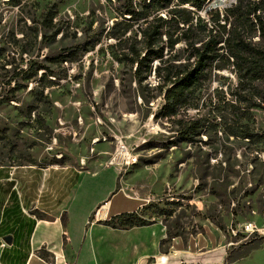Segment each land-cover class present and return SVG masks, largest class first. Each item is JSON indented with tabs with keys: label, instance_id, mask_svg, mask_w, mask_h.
Returning <instances> with one entry per match:
<instances>
[{
	"label": "rangeland",
	"instance_id": "obj_1",
	"mask_svg": "<svg viewBox=\"0 0 264 264\" xmlns=\"http://www.w3.org/2000/svg\"><path fill=\"white\" fill-rule=\"evenodd\" d=\"M213 1L198 12L137 1L131 17L122 0H0V165L115 166L118 187L146 204L136 213L169 239L220 238L221 264H264V142L240 135L250 101L223 43L184 103L172 110L165 99L170 80L222 36L206 12ZM219 2L223 13L230 5ZM83 44L93 48L77 61L59 60ZM251 112L261 132L264 109ZM135 204L113 197V208Z\"/></svg>",
	"mask_w": 264,
	"mask_h": 264
},
{
	"label": "crops",
	"instance_id": "obj_2",
	"mask_svg": "<svg viewBox=\"0 0 264 264\" xmlns=\"http://www.w3.org/2000/svg\"><path fill=\"white\" fill-rule=\"evenodd\" d=\"M70 167L35 170L33 165H0V264L228 262V246L220 238L215 243L207 239L203 245L200 236L169 239L158 223L131 228L107 225L113 217L141 210L146 205L143 198L118 187L120 170L115 166L97 171ZM120 193L136 204L113 208V197ZM150 227L157 229L155 235L140 233Z\"/></svg>",
	"mask_w": 264,
	"mask_h": 264
},
{
	"label": "trees",
	"instance_id": "obj_3",
	"mask_svg": "<svg viewBox=\"0 0 264 264\" xmlns=\"http://www.w3.org/2000/svg\"><path fill=\"white\" fill-rule=\"evenodd\" d=\"M123 13L135 14L134 4L138 1L146 7H159L165 5L168 0H122ZM211 2V0H178L180 5H189L195 12L202 11ZM220 9H212L207 12L211 16L213 26L212 30L222 29V36L219 39H213L206 44L203 51H198L199 60L194 69H190L184 74H178L173 80H170L171 87L167 88L165 99L169 103L170 108L181 105L190 93H193L200 86L199 77L203 74L205 65L215 55L216 44L223 43L221 48L227 53L228 59L232 60V66L235 68L240 82L243 86L246 83L245 90L248 92V102L245 112L240 119V135L249 140L264 142V130L255 132L251 124L254 122V116L251 112L252 108L264 109V0H235V3L219 12ZM53 16H46L43 25L48 27V23L52 22ZM58 33L56 30L54 36ZM258 37L255 41L254 38ZM77 46L75 49L67 48L68 52L65 56H60L62 61H77L79 54L86 53L93 46L89 47ZM59 57V56H57ZM143 63H141L142 65ZM126 216L127 220L121 224H117L116 220ZM91 221L94 214L91 215ZM67 214L62 215L63 225L67 226ZM115 228H131L134 226L148 225V221L144 220L136 212L123 213L117 217H113L106 222ZM64 245H67V236L64 234ZM43 257L48 259V253L43 252Z\"/></svg>",
	"mask_w": 264,
	"mask_h": 264
},
{
	"label": "water",
	"instance_id": "obj_4",
	"mask_svg": "<svg viewBox=\"0 0 264 264\" xmlns=\"http://www.w3.org/2000/svg\"><path fill=\"white\" fill-rule=\"evenodd\" d=\"M219 4H220L219 0H215V1H213V2L207 7L206 12L209 11V10H211L212 8L218 6Z\"/></svg>",
	"mask_w": 264,
	"mask_h": 264
},
{
	"label": "bare ground",
	"instance_id": "obj_5",
	"mask_svg": "<svg viewBox=\"0 0 264 264\" xmlns=\"http://www.w3.org/2000/svg\"><path fill=\"white\" fill-rule=\"evenodd\" d=\"M124 156H125V152L122 151L121 154L118 155V159H116V160H118V162H119V161H121V159H122ZM248 226L250 227V225H248Z\"/></svg>",
	"mask_w": 264,
	"mask_h": 264
},
{
	"label": "built area",
	"instance_id": "obj_6",
	"mask_svg": "<svg viewBox=\"0 0 264 264\" xmlns=\"http://www.w3.org/2000/svg\"><path fill=\"white\" fill-rule=\"evenodd\" d=\"M225 1H226L227 4L230 5V6L235 2V0H225ZM250 227H253V226L250 224Z\"/></svg>",
	"mask_w": 264,
	"mask_h": 264
}]
</instances>
